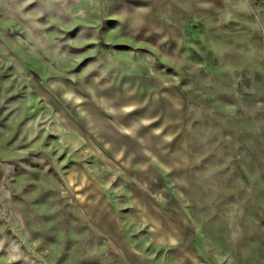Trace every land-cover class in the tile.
Returning a JSON list of instances; mask_svg holds the SVG:
<instances>
[{
  "label": "rangeland",
  "instance_id": "1",
  "mask_svg": "<svg viewBox=\"0 0 264 264\" xmlns=\"http://www.w3.org/2000/svg\"><path fill=\"white\" fill-rule=\"evenodd\" d=\"M97 74L172 91L201 257L264 264V0H0V264H127L70 187L52 86Z\"/></svg>",
  "mask_w": 264,
  "mask_h": 264
},
{
  "label": "crops",
  "instance_id": "2",
  "mask_svg": "<svg viewBox=\"0 0 264 264\" xmlns=\"http://www.w3.org/2000/svg\"><path fill=\"white\" fill-rule=\"evenodd\" d=\"M139 80L122 74L82 77L77 85L87 89L81 93L72 84L52 83L69 107L57 112L66 131L61 138L79 148L72 160L81 165L80 182L69 174L70 187L88 220L127 264H206L189 208L178 102L171 90L167 100L147 93Z\"/></svg>",
  "mask_w": 264,
  "mask_h": 264
}]
</instances>
